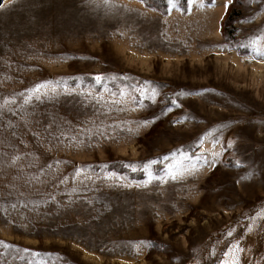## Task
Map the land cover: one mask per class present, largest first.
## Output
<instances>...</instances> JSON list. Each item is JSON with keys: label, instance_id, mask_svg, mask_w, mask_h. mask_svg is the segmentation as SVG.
I'll return each instance as SVG.
<instances>
[{"label": "rangeland", "instance_id": "rangeland-1", "mask_svg": "<svg viewBox=\"0 0 264 264\" xmlns=\"http://www.w3.org/2000/svg\"><path fill=\"white\" fill-rule=\"evenodd\" d=\"M0 264H264V0H0Z\"/></svg>", "mask_w": 264, "mask_h": 264}, {"label": "trees", "instance_id": "trees-1", "mask_svg": "<svg viewBox=\"0 0 264 264\" xmlns=\"http://www.w3.org/2000/svg\"><path fill=\"white\" fill-rule=\"evenodd\" d=\"M226 18H227V15L224 18V21H223L224 23H225ZM224 23H222L223 26H224ZM222 35L224 36V38L227 37V32L223 28H222Z\"/></svg>", "mask_w": 264, "mask_h": 264}]
</instances>
